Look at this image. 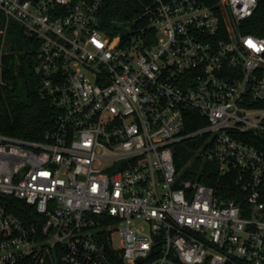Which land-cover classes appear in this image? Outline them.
<instances>
[{"label": "built area", "instance_id": "built-area-1", "mask_svg": "<svg viewBox=\"0 0 264 264\" xmlns=\"http://www.w3.org/2000/svg\"><path fill=\"white\" fill-rule=\"evenodd\" d=\"M103 1L0 0L54 112L41 139L0 133V264H264L261 0H145L132 34ZM197 136L232 198L177 167Z\"/></svg>", "mask_w": 264, "mask_h": 264}, {"label": "trees", "instance_id": "trees-1", "mask_svg": "<svg viewBox=\"0 0 264 264\" xmlns=\"http://www.w3.org/2000/svg\"><path fill=\"white\" fill-rule=\"evenodd\" d=\"M145 0H104L100 15L107 28L120 29L117 22H133L141 15ZM6 19L0 10V30L6 27ZM141 22L145 24L143 18ZM133 23L132 34L136 29ZM243 30L264 38V0L245 22ZM2 40H4L2 47ZM40 42L27 35L15 21H10L5 33L0 32V133L27 139H41L45 130L52 126L54 112L50 101L43 97L39 88L34 65ZM192 124L189 128H195ZM185 148L175 146V161L183 176L215 186L218 193L232 198L236 190L233 174L225 173L218 178L216 165L202 155L201 144L183 140ZM182 142V141H181ZM180 143V142H179ZM181 144V143H180ZM197 155L194 156V153ZM194 156V157H193ZM10 209L22 220L31 222L37 215L35 208L23 200L11 202ZM115 264H126L119 255H113ZM135 264H149L141 259ZM228 264V263H227Z\"/></svg>", "mask_w": 264, "mask_h": 264}, {"label": "rangeland", "instance_id": "rangeland-1", "mask_svg": "<svg viewBox=\"0 0 264 264\" xmlns=\"http://www.w3.org/2000/svg\"><path fill=\"white\" fill-rule=\"evenodd\" d=\"M117 26H120L119 34H127L128 32L132 31V29H133V22H127L125 24L118 23ZM0 32H1V30H0ZM3 43H4V40H2V47H3ZM189 140L192 141V142L197 141V143L201 144V146L203 144V137L202 136L193 137V138H190ZM183 142L184 141L180 142L181 144L180 143H177L176 146L177 147L179 146L181 148H185L187 146V144H184ZM195 155H197V152L194 153V156ZM182 171H184V169H182ZM118 243H119V241L116 240V244H118Z\"/></svg>", "mask_w": 264, "mask_h": 264}]
</instances>
